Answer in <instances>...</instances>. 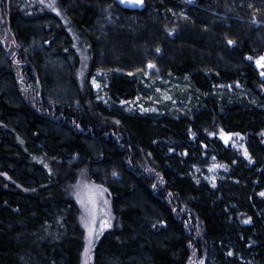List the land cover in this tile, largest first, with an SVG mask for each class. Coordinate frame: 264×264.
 <instances>
[{"label":"trees","instance_id":"16d2710c","mask_svg":"<svg viewBox=\"0 0 264 264\" xmlns=\"http://www.w3.org/2000/svg\"><path fill=\"white\" fill-rule=\"evenodd\" d=\"M258 51L264 0H145L136 11L113 0H0V264H81L70 192L81 172L107 189L114 213L93 264H264ZM152 64L189 79L196 110L154 117L118 106L141 93L136 73ZM100 71L109 102L90 82ZM233 84L247 95L223 89ZM219 129L245 135L252 162ZM210 157L232 165L216 188L197 178Z\"/></svg>","mask_w":264,"mask_h":264},{"label":"rangeland","instance_id":"374dc122","mask_svg":"<svg viewBox=\"0 0 264 264\" xmlns=\"http://www.w3.org/2000/svg\"><path fill=\"white\" fill-rule=\"evenodd\" d=\"M194 1V0H191ZM5 31V28L1 30ZM6 40L7 36L4 35ZM255 66L264 78V51H258L253 56ZM136 76L142 81L141 93L132 99H120L118 106L126 112H138L154 117L168 114L172 116L190 115L199 105L196 89L187 77L174 79L163 75L161 69L152 64L148 69L139 71ZM105 75L103 72L94 74L90 82L99 99L109 102L104 90ZM228 93L234 96L247 95L239 84L223 85ZM243 96V97H244ZM249 100L254 101L251 96ZM223 142L235 149L247 161L252 162L247 148V137L239 133H227L218 130ZM264 137V131L261 133ZM231 166L216 158H208L202 165L197 166V178L208 182L216 188L221 180L229 179ZM71 195L80 209V220L85 231V248L81 264H93L94 247L101 236L114 225V213L110 195L105 187L94 182L89 174L81 172L71 186ZM264 196V190L260 193ZM202 264V261L196 264Z\"/></svg>","mask_w":264,"mask_h":264},{"label":"water","instance_id":"95a60500","mask_svg":"<svg viewBox=\"0 0 264 264\" xmlns=\"http://www.w3.org/2000/svg\"><path fill=\"white\" fill-rule=\"evenodd\" d=\"M119 5L127 10L136 11V10H142L145 5V0H113Z\"/></svg>","mask_w":264,"mask_h":264}]
</instances>
